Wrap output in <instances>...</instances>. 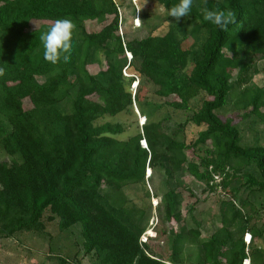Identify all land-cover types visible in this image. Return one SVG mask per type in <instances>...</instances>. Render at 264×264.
Returning a JSON list of instances; mask_svg holds the SVG:
<instances>
[{
  "label": "trees",
  "instance_id": "1",
  "mask_svg": "<svg viewBox=\"0 0 264 264\" xmlns=\"http://www.w3.org/2000/svg\"><path fill=\"white\" fill-rule=\"evenodd\" d=\"M121 1L0 0V67L6 70L0 146L11 158L0 162V239L44 232L45 220L57 221L60 231L81 225L92 264H177L190 239L200 242L203 264H264V223L259 226L252 199L264 194V143L256 130L264 125V85L248 87L261 73L254 62L264 63V0H207L209 9L219 5L235 14L227 32L205 21L204 0H194L187 22L201 40L191 46L174 25L163 35L121 34ZM155 1L167 12L179 3ZM66 17L76 26L71 59L51 64L40 36ZM94 22L99 30H90ZM148 85L164 102L148 100ZM235 86L242 89L238 99ZM135 105L146 118L135 135L124 139L122 123H98ZM230 105L243 114L224 120L220 114ZM163 110L167 114L157 117ZM248 120L251 142L241 126ZM190 129L196 136L187 142ZM147 169L148 178L162 175L156 195L169 226L171 259L140 245L151 211L130 206L125 193L146 187ZM187 176L191 181H183ZM191 184L230 196L220 202L221 225L210 235L199 227L177 228L183 190L191 192ZM247 233L254 238L248 246Z\"/></svg>",
  "mask_w": 264,
  "mask_h": 264
},
{
  "label": "rangeland",
  "instance_id": "2",
  "mask_svg": "<svg viewBox=\"0 0 264 264\" xmlns=\"http://www.w3.org/2000/svg\"><path fill=\"white\" fill-rule=\"evenodd\" d=\"M121 4L122 6L119 12L121 18V34H128L130 37L144 36L150 32L155 35H163L168 31L170 26L174 25L183 36H187L185 46L197 44L201 40V33L199 31H194V24H188L187 18H182L179 22L175 21L174 18L168 16L167 10L155 0H136L135 2L133 0H122ZM100 27V25L94 22L90 30L96 31L99 30ZM127 58L129 60L128 55ZM253 66L255 69L261 70V73L256 74L252 78L248 86L249 88L264 85V72H262L264 63L255 61ZM90 69L92 72L98 73L101 67L99 65H94ZM124 73L127 75L126 72ZM137 83L138 79L137 82L132 85L134 92ZM148 88L151 92L147 95L148 100L157 103L164 102L163 99L153 95L154 86L148 85ZM241 90L240 87L235 86L232 91V96L238 99ZM166 114L167 111L163 110L161 113L157 114V117L161 118ZM233 114L238 117L243 113L241 110L232 108V105H230L227 107L226 112L221 113L220 116L225 120ZM142 117L144 119H142ZM145 121L146 118L135 105L131 112L124 113L117 117L107 116L98 123H122L125 128V133L122 137L126 139L138 133ZM249 125V120L241 125L246 142H251L255 134L249 129ZM256 130L264 143V125L257 126ZM195 136L192 129H190L185 139L187 142H190L194 140ZM188 154L190 157L193 156L192 152H188ZM3 161L11 162V158L0 146V162ZM147 172L148 171H146V187L142 185L128 187L125 189V193L130 200V206L135 205L147 210L150 209L151 211V217L147 224L146 231L151 228L152 222H154V224L156 223V238L151 239L148 242V246H150L153 253L158 257L171 259L173 248L171 242L167 243L170 236L168 234L169 226L168 223L163 220V214L160 212L162 197L156 195L162 194V188L160 187L162 175L157 171L151 178H148ZM187 180L191 181V178L187 176L183 181ZM183 191L184 202L181 208V221L177 224L179 231L187 230L189 227H199L204 230L205 235L212 234L221 225L220 202L230 198V196L225 194L221 189L216 190L212 194L208 192L202 193L194 184H191V192L186 189ZM147 192H149V195ZM252 199L258 209H260L257 216L259 226H262L264 223V194L262 196L254 195ZM45 224L46 230L44 232H21L16 234L13 238L0 239V264H58L59 257L69 260V264H92L93 257L87 256L84 253L80 224L75 225L67 231H60L57 221L47 222L45 220ZM157 230L160 232L158 236ZM253 241L254 238L252 239V242ZM259 245H261L259 241H256L254 244V246ZM184 246L183 250L175 258L177 264H203L204 252L200 242L190 239ZM248 252V257L250 258L251 251L247 249V253Z\"/></svg>",
  "mask_w": 264,
  "mask_h": 264
},
{
  "label": "clouds",
  "instance_id": "3",
  "mask_svg": "<svg viewBox=\"0 0 264 264\" xmlns=\"http://www.w3.org/2000/svg\"><path fill=\"white\" fill-rule=\"evenodd\" d=\"M194 0H179V3L168 10V16L179 22L191 14ZM205 7L202 9L204 20L217 26L221 31H228L230 24L235 23V14L230 9L221 10L219 5L215 9L207 7V0H204ZM75 24L71 18H60L55 20L48 30L40 36L44 47L43 57L51 64L60 62L67 63L71 59L72 41ZM6 74V70L0 67V77Z\"/></svg>",
  "mask_w": 264,
  "mask_h": 264
},
{
  "label": "built area",
  "instance_id": "4",
  "mask_svg": "<svg viewBox=\"0 0 264 264\" xmlns=\"http://www.w3.org/2000/svg\"><path fill=\"white\" fill-rule=\"evenodd\" d=\"M133 1L135 2L136 0H133ZM127 55L129 56V60H131L132 55H131L130 53H127ZM143 146L146 147V144L144 143ZM147 171H148V169H147ZM147 174H148V172H147ZM215 179H216V182H217V183L220 182V178H219V177L215 176ZM155 227H156V223L154 224V222H152V224H151V228L148 229L147 231H145V232L141 235V237H140V245H141V246H145V245H147L148 242H149L151 239L156 238ZM251 240H252V236H251V234H250V233H247V234L245 235V241H246L247 245L250 244ZM247 263H248V264H251L250 259H245V260H244L243 264H247Z\"/></svg>",
  "mask_w": 264,
  "mask_h": 264
},
{
  "label": "bare ground",
  "instance_id": "5",
  "mask_svg": "<svg viewBox=\"0 0 264 264\" xmlns=\"http://www.w3.org/2000/svg\"><path fill=\"white\" fill-rule=\"evenodd\" d=\"M144 119V118H142ZM151 175V170H148V177ZM248 264V263H247Z\"/></svg>",
  "mask_w": 264,
  "mask_h": 264
},
{
  "label": "water",
  "instance_id": "6",
  "mask_svg": "<svg viewBox=\"0 0 264 264\" xmlns=\"http://www.w3.org/2000/svg\"><path fill=\"white\" fill-rule=\"evenodd\" d=\"M145 143V142H144ZM146 144V143H145Z\"/></svg>",
  "mask_w": 264,
  "mask_h": 264
}]
</instances>
